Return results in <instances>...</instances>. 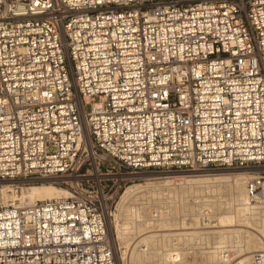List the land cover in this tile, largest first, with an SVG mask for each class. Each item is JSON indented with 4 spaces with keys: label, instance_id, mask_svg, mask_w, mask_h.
Here are the masks:
<instances>
[{
    "label": "built area",
    "instance_id": "2783aa9c",
    "mask_svg": "<svg viewBox=\"0 0 264 264\" xmlns=\"http://www.w3.org/2000/svg\"><path fill=\"white\" fill-rule=\"evenodd\" d=\"M222 169L263 212L264 0H0V182L68 192L0 207V264H116L127 187Z\"/></svg>",
    "mask_w": 264,
    "mask_h": 264
},
{
    "label": "bare ground",
    "instance_id": "6f19581e",
    "mask_svg": "<svg viewBox=\"0 0 264 264\" xmlns=\"http://www.w3.org/2000/svg\"><path fill=\"white\" fill-rule=\"evenodd\" d=\"M255 176L254 172L248 170L232 169L178 175L144 176L142 178L143 184L129 186L120 195L116 211L112 213L107 225L108 237L112 243L116 264H121L118 254H121L122 260L126 257L127 251H130L128 258L131 264H182V256H185V253L181 249L173 248L162 250L163 252L159 250L160 248L164 249L168 241H175L177 244L172 245V247H176L180 241L185 243L187 239L190 242L196 239L201 243L205 242L206 248L199 253L200 264H221L237 257L240 259L238 261L247 263L253 254L264 251V211L249 207L245 193L248 181ZM172 180L174 183L180 182V186L185 183L190 191L197 194L196 197H199L203 190L214 193L215 190L220 191L227 188L229 201L226 205L230 208L220 212L214 207V201L203 200L193 203L190 210L193 208L195 210L193 209L189 213L185 212L192 218V224L189 225L193 227H191L192 232L156 234L155 229L168 228L169 222L167 220L171 216V208L164 209L163 212L154 211L152 216L148 217V221L144 217L145 215L143 216L146 211L143 207L145 205L142 203V206L136 205V203L142 202L141 197L149 190L151 197L163 196L165 192L171 190L169 183ZM47 181L50 183L47 184ZM154 181H163V183L157 185L152 183ZM14 183L16 182H0L2 185L0 187V202L3 206L16 205L22 207L39 201L68 197V192L62 188H56L51 184L53 183L51 180H41L40 184L33 181L32 183L35 184L24 188H14L12 186ZM180 186L178 185V187ZM162 218L166 219L165 223H158ZM148 229L150 231L146 232ZM145 232L149 235L143 237ZM135 237H138L137 240L140 237L143 238L137 244L135 243L136 245H133L134 247L130 250L132 247L130 242ZM165 242L167 243L165 244Z\"/></svg>",
    "mask_w": 264,
    "mask_h": 264
},
{
    "label": "rangeland",
    "instance_id": "374dc122",
    "mask_svg": "<svg viewBox=\"0 0 264 264\" xmlns=\"http://www.w3.org/2000/svg\"><path fill=\"white\" fill-rule=\"evenodd\" d=\"M218 171H222V170H218ZM161 182L163 183V181H154L152 183H155V184L158 185ZM46 183L49 184L50 182L48 183V181H47ZM31 184H35V183H32V182H17V183L12 184V186L14 188H17V187L18 188H24V187L29 186ZM36 184H40V181H37ZM51 184L54 185V183H51ZM139 184H143V182L141 181V182L135 183L134 185H139ZM134 185L132 184V186H134ZM178 185L180 186V182H175L174 183L173 180H172L169 183V186H170L169 188L171 190L165 192L163 196L161 195V197H157V198H156V196L155 197H151V193H150V190H149L143 195V197H141V199L143 201L142 202L140 201L139 203H136V205L137 204L141 205V203L145 205L143 207H144V209H146L147 212L145 211L143 213V216L145 215L144 217H146L148 221H149V218L152 216L154 211H157V210L159 211L160 210V211L163 212L164 209H167L169 207L171 208V216H170L169 220H167L169 222L167 224V225H169L168 228L155 229L154 231L156 232V234H167V233H171V234H177L178 233V234H181L182 232L183 233L192 232V228L193 227L189 226L190 224H192V218L190 217L189 214H185V212L189 213V211L194 209L193 208V209L190 210V208L192 207L193 203L201 202L203 200L212 201V202L214 201L215 202V203L213 202L214 207H216V209H218V211H220V212H224L228 208H230L228 205H226L227 201H229V198L227 196V195H229L228 194L229 190L227 191V188L226 189H222L220 191L215 190L214 193H211L210 191L205 192L206 190H203V192L200 193L201 195H199V197H196L197 194L194 193L193 191H190L187 188L188 186H185V183H182L180 187H178ZM1 186L2 185H0V187ZM56 188H59V187H56ZM209 199H211V200H209ZM118 202H119V200L117 201V204H118ZM117 204H116V207H117ZM2 206H3V204H2V202H0V207H2ZM116 207H115L113 213H115ZM165 221H166V219L162 218L160 221H158V223H165ZM186 227H187V229H186ZM188 228H189V230H188ZM241 228L243 229V227H241ZM241 228H239V229H241ZM149 231H150V229L146 230V232H149ZM198 231H200V230H198ZM205 231H210V230H205ZM147 235H149V234L146 233L145 235H143V237L147 236ZM143 237H140L138 240H137L138 237H135L133 240H131L130 246L132 245V247H130V250ZM181 242L182 241H180L178 243V246H176V247H172V245L177 244L175 241H170V242L168 241V243H170L169 245H168L167 242H165V244L167 243L165 245V248L164 249L160 248L159 251L163 252L162 250H169V249H173V248L174 249L175 248L181 249V251L183 253H185V256H182V260H181L182 264H200L199 253L202 251V249L206 248V245H204L205 242L201 243V242H199L198 239L191 240V242H190V240L187 239V241L185 243H183V242L181 243ZM209 242L211 243L212 241H209ZM129 254H130V251H127L126 257H124V259L121 260V254L119 253L118 254V258H120V260L118 259L119 263H121V264H131L129 262V258H128ZM235 259L240 260L238 257L235 258Z\"/></svg>",
    "mask_w": 264,
    "mask_h": 264
}]
</instances>
